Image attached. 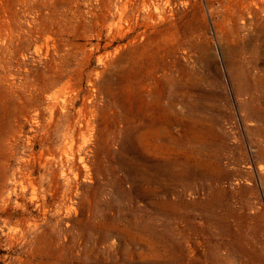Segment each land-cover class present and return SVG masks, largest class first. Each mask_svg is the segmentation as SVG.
I'll return each mask as SVG.
<instances>
[{
  "label": "rangeland",
  "instance_id": "rangeland-1",
  "mask_svg": "<svg viewBox=\"0 0 264 264\" xmlns=\"http://www.w3.org/2000/svg\"><path fill=\"white\" fill-rule=\"evenodd\" d=\"M263 78L264 0H0V264H264Z\"/></svg>",
  "mask_w": 264,
  "mask_h": 264
},
{
  "label": "bare ground",
  "instance_id": "bare-ground-1",
  "mask_svg": "<svg viewBox=\"0 0 264 264\" xmlns=\"http://www.w3.org/2000/svg\"><path fill=\"white\" fill-rule=\"evenodd\" d=\"M252 42V41H251ZM250 46V45H249ZM243 73H244V71H243ZM246 73V72H245ZM236 76V75H235ZM238 76H240V75H238ZM242 76H244V75H242ZM248 77V76H247ZM264 79V78H263ZM236 80H239V79H236ZM238 82V81H237ZM242 84V83H241ZM252 84V83H251ZM240 85V84H239ZM244 85V84H243ZM252 86V85H251ZM245 87V86H244ZM250 87V86H249ZM251 88V87H250ZM263 89V88H262ZM239 90H241L242 91V89H239ZM255 90V89H254ZM240 91V92H241ZM251 91V90H250ZM248 105V104H247ZM250 105V104H249ZM253 107V106H252ZM249 108V107H248ZM263 109V108H262ZM258 111V110H257ZM261 111V110H260ZM259 113H261V112H259ZM251 115V114H250ZM254 115H256V114H254ZM258 116V115H257ZM256 116V117H257ZM260 119V118H259ZM261 121V120H260ZM157 177V176H156ZM154 178V177H153ZM148 179V178H147ZM156 179V178H155ZM158 179V178H157ZM142 193V192H141Z\"/></svg>",
  "mask_w": 264,
  "mask_h": 264
}]
</instances>
